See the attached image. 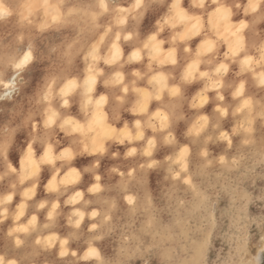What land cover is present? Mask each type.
Instances as JSON below:
<instances>
[{
  "label": "clouds",
  "instance_id": "clouds-1",
  "mask_svg": "<svg viewBox=\"0 0 264 264\" xmlns=\"http://www.w3.org/2000/svg\"><path fill=\"white\" fill-rule=\"evenodd\" d=\"M0 8L8 13L0 15V21L19 12L21 21L36 29L35 47L29 44L14 58L0 57V86L9 81L17 86L12 97L0 99V182L6 176L15 179L10 184L12 191L0 197V225L9 218L16 225L4 234L13 245L0 247V264H153L154 257L159 258V264H209L205 249L215 193L200 184L189 159L196 157L197 164L202 162L207 169L218 165L232 171L246 166L249 175H256L257 167L264 165V0H16L15 7L12 0H0ZM37 10L40 16L35 15ZM221 13L228 16L224 24L217 23ZM106 15L111 18L105 20ZM150 15L155 17L154 22L145 33L143 26ZM75 16L87 17L92 25L87 37H72L68 43L69 51L75 47V55L86 65L84 69L64 60V50L45 35L46 30ZM225 31L239 37L238 51L233 52L228 45L221 51ZM185 33L187 38L180 39ZM151 35L161 40L162 46L168 44L175 49L176 64L150 58L143 42ZM196 36L214 40L216 47L197 55L191 45ZM121 42H133V51L146 61L142 68L129 69L136 61L125 56ZM114 46L119 49L116 61L112 60ZM90 49L96 50V61L88 56ZM29 52L28 63L17 68ZM166 56L167 50L162 58ZM181 64L184 69L193 66L192 78L183 79ZM117 72L119 85L113 84ZM160 72L167 77V89L152 83L153 74ZM90 75L96 79L92 91L86 84ZM70 81L75 85L65 92ZM98 85L105 90L100 110L105 123L115 130L110 136L94 126L87 127L95 111ZM241 85L243 91L237 95ZM174 86L180 87V95L170 94ZM113 87H120L119 93L115 92L116 103L109 91ZM248 87L258 93L247 91ZM186 88L195 89L191 97ZM137 89L149 95L143 111L137 107V101L143 100ZM157 100L159 111L167 116L165 125L150 110ZM209 105L212 108L207 112ZM52 113L55 121L49 123ZM66 120L84 124L86 133L72 132ZM229 120L232 127L226 128ZM257 126L262 133L259 137ZM122 129L129 135L122 134ZM20 134L25 137L23 147L17 143ZM237 143L247 146L251 155H235ZM212 145H224V149L214 155ZM49 146L62 151L51 163L41 161L35 174L23 173L10 159L14 147L22 160L28 153L36 157L38 147ZM161 149L164 155L157 158ZM64 152L71 153L72 158L67 159ZM181 153H185L182 161L178 159ZM86 157L91 158L89 164L82 168L75 165ZM106 158L118 163L102 173ZM45 169L54 177L57 190L45 188L51 199L37 200ZM74 176L78 177L76 183L72 182ZM85 176L91 183L81 188ZM112 177L120 183L114 184ZM259 177L264 179V174ZM185 189L187 194H183ZM9 195L11 199H7ZM16 195L20 202L10 213ZM256 199L264 201V193ZM62 204L73 209L67 225L75 230L65 237L55 231ZM45 209L53 211L50 218L46 212L42 225L53 233L47 236L39 234L38 216L32 214ZM26 214L29 218L22 222ZM86 220L85 232L82 226ZM171 234L185 242L187 251L181 248V252H170L165 247ZM29 235L34 237L32 244L24 239ZM81 239L85 251L69 248L71 242ZM260 240L264 241V236ZM56 247L58 258L49 259L45 253ZM89 249L94 254L89 255ZM189 252L191 258H181L182 253ZM260 252L264 247L257 258L247 262L241 259L240 264H262Z\"/></svg>",
  "mask_w": 264,
  "mask_h": 264
},
{
  "label": "rangeland",
  "instance_id": "rangeland-1",
  "mask_svg": "<svg viewBox=\"0 0 264 264\" xmlns=\"http://www.w3.org/2000/svg\"><path fill=\"white\" fill-rule=\"evenodd\" d=\"M15 3H16V0H12L13 7H15ZM35 15L40 16L41 15L40 10H37ZM108 18L110 19L111 17L108 15L104 17L105 20H108ZM147 22L148 21H146V23ZM91 31H92V25L87 17L75 16L70 21L62 22L61 24L55 25L53 26V28L46 30L45 35L48 36L52 41H54L57 44L58 48H62L64 50V52L62 53V58L64 60H72L79 67L83 65L85 68L86 65L84 64L82 59L75 55V47L71 51L68 50V43L71 42L72 37H78V38L87 37L88 33ZM198 37L199 36L194 37V39L192 38L191 41L195 43V40L197 41ZM62 38H63V41H61ZM29 44L33 45V47H35L36 45V29L33 26L28 25L25 22H22L20 19L19 12L14 14L12 17H10L6 21H0V57L14 58L22 49H24ZM225 50L227 49L225 48ZM136 64H138V62H134L132 65L128 66L129 69L133 68V65H136ZM127 73L129 72L126 70V74ZM253 90H257V89H253ZM109 91L112 93V98H113L116 92V88L114 87L110 88ZM28 94H30V92ZM210 107L212 108V105H209L205 111L210 112L211 111ZM229 122L232 127V121L229 120ZM256 136L258 137L257 134ZM23 140H24V135L23 134L18 135L17 143L22 145L21 142ZM242 145L243 144L237 143V146L235 148L236 151H234V154L240 156L242 154L248 153L247 156L251 155V151L248 149V147L244 145L242 146ZM210 147H211L210 150L212 151L214 155L216 154L218 155L220 152L223 151L222 149H224V145H212ZM239 147L242 150L238 151ZM122 150L123 149H121V151ZM14 153H15V156H14ZM16 153L18 152L16 151L14 147L13 151L10 152V159L12 160V162L15 161V164H17L19 160V153L18 154ZM163 155H164V151L162 149L157 151V158H160ZM191 158L193 159V161L191 160ZM191 158L189 159V164H191L193 168L196 166V168H194L195 174L198 176L200 184L209 188L212 192L215 193L214 198L211 203V215H212V222H213L211 225H212V228L214 226V230H212L213 233L211 235H208V247L205 249V256L209 260V264H224V261H233L234 264H240L241 259L247 262L249 260H253L254 258H257L259 249L264 247V241L260 240V237L264 236V223H261V220H264V201L256 199V197L264 193V179H260L259 177V175L264 174V165H262L260 169L256 171V175H249L247 171H245L246 166L242 167L243 170L241 171H238L239 169H235L236 171L232 170L233 172L235 171L236 173L241 172V173H238V175L240 176L234 175L235 176L234 177L233 174L235 172L233 173L232 171L230 172L227 169H224V171L227 172L228 174L224 173L223 168H220L218 165L214 166L211 169H207V168H204L202 164L196 165V162H197L196 157H191ZM88 159L89 161L87 162ZM90 159L91 158H87V157L85 159L80 158L79 160L80 161L82 160V162L79 161L78 167H80V165L82 166L83 163L84 164L86 163L85 165L89 164ZM110 164H111L110 159L106 158L104 161H102L101 172L102 173H104V171L106 172V170L110 167ZM198 167H202V169L200 168L198 170ZM47 172L48 171H46V175H49V172L48 173ZM223 173L225 176L229 175L230 177L227 176L228 179L225 178V176H223ZM43 174H45V172H43ZM241 174H243V176ZM153 176L154 178H158L155 176V174H153ZM237 177L239 178L242 177V178L239 179L236 183L235 179L237 180ZM230 179L232 180L234 179V182ZM112 181L114 184L120 183L119 179L116 177H112ZM231 181H232V184H231ZM14 182H15V179L12 176H6L5 180L3 182H0V192H2L1 197L8 194L10 191H12L10 189V184ZM105 182H107L106 176H105ZM89 183H91V178L89 176H85L84 182L81 184V188L82 186L86 188ZM153 186L155 187V179L153 181ZM237 187L238 189L236 190ZM40 188H41L40 189L41 192L43 193V196H46L45 191L43 189V184L42 186H40ZM232 188H234V190H232ZM175 190H177V194L179 193L178 195L181 194V190L178 187L175 188ZM237 193H240V194L238 195ZM243 193H245L244 198H243ZM183 194H187V189L184 190ZM230 194H231V198L229 201L227 197L230 196ZM236 195H238V197H236ZM38 196L40 197V195H38V192H37V197ZM37 197L36 199L38 200ZM48 197L49 196H47V199L50 198ZM14 198L16 199H14L12 204L9 206V208L11 209L10 213H14L16 206L20 202V199H18V195H16ZM62 207L59 210L60 215L57 217L58 222H56V224H58L60 221L61 223L57 225L55 231H57L56 234H58L59 236L65 237L75 230L70 228L69 226H65L67 225V223L62 217L63 214L67 216L70 214V212L72 211V210L68 211L70 206L63 207L64 211ZM239 208H240V211H239ZM65 210L66 212L68 211L69 213H66ZM45 211H47V209L39 212L38 214L41 227L43 223L46 222ZM24 219L25 217L23 218V220ZM165 219L167 220V217H165ZM214 221H216V226H215ZM10 222L14 224L13 220L9 218V220L4 221L5 224L3 223V226L0 227V230H1L0 237L4 238V241L0 247H6V248L10 247L11 248L13 245L11 244L13 243V241L9 242L11 238L6 239L7 236L3 235L7 233V227L9 225V224L7 225V223H10ZM235 223H236V226L233 227ZM61 224L63 225L61 226L62 228L58 227ZM87 224H88V221L86 220L84 225L82 226V230L85 232L87 231ZM13 227H15V224L13 225ZM39 230L41 232L49 231V230H43V228ZM31 236L32 235L24 237L27 244H30V243L32 244L34 242L33 240L34 238L33 237L31 238ZM5 239H6V242H5ZM29 239H31V242L29 241ZM167 241L168 243L166 247H168V250L170 252H175V251L181 252L182 251L181 248H184L185 251H187V249L185 248V242L181 240V238L178 235L171 234L170 238H168ZM74 246L76 247L81 246V248H83V250H81V253L86 250L84 239L71 242V245H69V248L71 250H76V247ZM52 250L53 251H51V253L50 252L45 253V255L49 259H52V258L57 259L58 251H59L58 247L53 248ZM191 254H192L191 252L187 253L186 255L182 253L181 258H191L190 257ZM259 256L261 258L262 264H264V252H260ZM138 263L141 264L140 261H137V264ZM153 264H159L158 257L153 258Z\"/></svg>",
  "mask_w": 264,
  "mask_h": 264
},
{
  "label": "snow or ice",
  "instance_id": "snow-or-ice-1",
  "mask_svg": "<svg viewBox=\"0 0 264 264\" xmlns=\"http://www.w3.org/2000/svg\"><path fill=\"white\" fill-rule=\"evenodd\" d=\"M7 10L4 8H0V15H6ZM178 15L181 16V18H183L182 13H178ZM221 18L226 21L228 19L227 13H221ZM193 29H196V26L193 25ZM230 35L232 37L236 38L237 41V46L233 47L231 43L228 44V47L233 51L236 52L239 50L240 47V40L239 37L237 36V34L235 32H230ZM188 36V33H185L183 35H181L180 39H186ZM200 38V43L198 45H193V49L196 50L197 55L200 54V52L202 51H206V52H210L212 51L215 47H216V42L214 40L211 39H207L205 40L203 38V36H199ZM144 44V48L148 49V54L150 56L151 59L153 60H157L160 63H164L166 60H170L171 63L174 65L176 64V58H175V49H173L170 45L165 44L162 46V42L161 40H158L157 37L155 35H151L148 36L147 39L143 42ZM199 46V47H197ZM132 49H133V45H132ZM165 50H167V56L163 57V54L165 52ZM180 51L181 53L184 51V45L180 46ZM88 56L91 57V59L93 61H96L98 58V54L96 52V50L94 49H90L88 52ZM129 59L132 61H136V62H141V56L138 52H134L133 50H130V54L128 55ZM31 59V53L29 52L28 54L23 56V59L20 61V63L16 64L17 68H20L23 64L28 63V61ZM112 60L116 61L119 60V49L115 48L114 46V51H113V55H112ZM143 63H146V61H142ZM197 63L196 61H194V64ZM133 68H140V65L136 64L133 65ZM181 69H184V65L181 64L180 65ZM90 71H92V69L90 68ZM116 78L113 80V84L115 85H119V77H120V73H116ZM194 76V71H193V66L192 65H188V67L186 69H184V74H183V79L184 80H188L190 78H192ZM152 83L154 85V87H158L161 90L163 89H167L169 87L168 84V80L167 77L162 73H154L152 76ZM261 83H264V81H261ZM86 84L88 85V90L92 91V89L96 86V79L94 75H90L88 80L86 81ZM75 82L74 81H70L66 87H65V92H69L71 91L72 87H74ZM122 87V86H120ZM120 87H117L116 89V93H119L120 91ZM123 91L127 92L128 89L124 88ZM243 91V85H241V88L239 91H237V95H240V92ZM138 93H142L143 94V100L141 101H137V107L143 111L148 100H149V95L144 92V89H137ZM185 92L187 93V95L189 97L192 96V94L195 92L194 88H186ZM181 93V89L179 86H174L170 89V94L173 96H178ZM96 95L98 96V99L95 100V111L93 113V118L88 122L87 127L91 128V127H96V128H103L104 129V135L106 136H110L113 134V132L115 131L114 129H112L108 124L105 123L104 117H103V113L101 112V105L103 104L105 97L101 92H97ZM113 103H116V94L113 97ZM245 103H247V101H245ZM160 108V104L159 101H155L151 103V111L153 112V114L160 120L161 125H165L167 123V116L165 114H162L159 111ZM55 121V113H52L51 115L48 116V122L52 123ZM65 125H67L69 128H71L72 132L74 133H79L81 135H84L86 133V127L84 124H81L79 122H73L70 120H66ZM194 130H196L194 128ZM122 134L124 135H129V132L127 129H122ZM250 131V129H249ZM62 151L61 149H53L52 146H49L47 149H44L43 147H38L37 148V152H36V157H34L31 153H28L24 156V158L22 160L18 161V164H16L17 168L22 169L23 173H31V174H35L36 171H38L39 169V163L41 161H46L51 163L54 160V157L56 155L57 152ZM64 155L67 159H71V153L69 152H64ZM185 153H181L180 157L178 158L179 160H183ZM37 157L39 159H37ZM12 171H15V169H11ZM48 171L47 169L44 170V172ZM63 175V174H62ZM46 179V183L43 184V189L45 190V188H47L49 191L51 192H55L57 190V185L54 182V177L53 176H47L45 177ZM78 179L77 176L72 177V182L76 183V180ZM79 187H81V185H79ZM73 191L75 192L76 189H73ZM79 194V193H77ZM7 199H11V196H7ZM43 200V199H41ZM63 203V202H61ZM55 209V205H53V210ZM47 212V217L50 218L53 215V211H46ZM33 219H35V217H33ZM25 230H27L25 228ZM89 255L94 254V250L89 249ZM61 255H63V253H61Z\"/></svg>",
  "mask_w": 264,
  "mask_h": 264
},
{
  "label": "bare ground",
  "instance_id": "bare-ground-1",
  "mask_svg": "<svg viewBox=\"0 0 264 264\" xmlns=\"http://www.w3.org/2000/svg\"><path fill=\"white\" fill-rule=\"evenodd\" d=\"M154 18L155 17H153V16H149L148 17V19L146 20V21H148L147 23H146V21H145V23H146V25H144L143 26V31L146 33L147 31H149L150 29H151V23L152 22H154ZM109 19V18H108ZM82 20V19H81ZM217 23L218 24H224L225 23V21L221 18V16H218L217 17ZM91 28V27H90ZM261 28H264V24H262L261 25ZM90 33V32H89ZM88 33V34H89ZM193 39H194V37H193ZM223 40H224V42H225V46L223 47V49L221 48V51H225V48L227 49V45L229 44V43H231L232 44V46L233 47H236L237 46V41H236V38L235 37H232L231 35H230V33H228L227 31H225V33L223 34ZM200 43V38L198 37L197 38V41L195 40V43L193 42V41H191V45L193 46V45H198ZM132 44H133V42H121V45H120V47L123 49V52L125 53V56H127V55H129L130 54V50H133L132 49ZM27 47L28 46H26L23 50L24 51H26L27 50ZM66 50V49H65ZM69 50V49H68ZM21 52V51H20ZM20 52L17 54V55H19L20 54ZM72 54V53H71ZM16 55V56H17ZM72 59V58H71ZM138 65H140V68H142L143 67V62L141 61V62H138ZM101 66H103V65H101ZM79 68H81V69H84V66L82 65V66H80ZM125 75H126V77L129 75V73H127L126 74V71H125ZM16 88H17V86H16V84H15V82L14 81H9V82H6L3 86H0V99H4V98H10V97H12L13 95H14V93H15V91H16ZM113 90V89H112ZM247 91H249V92H255V93H258V90H253V88H251V87H248L247 89H246ZM105 90H104V88L102 87V86H100V85H98L97 87H96V93L97 92H101V93H103ZM96 95V94H95ZM257 98H258V96H257ZM96 99H98V96L96 95ZM211 108V107H210ZM209 108V109H210ZM225 127L226 128H231V124H230V122L228 121V122H226V124H225ZM102 134H104V129L103 128H97ZM256 134L258 135V137L262 134L261 133V131H260V129L258 128V126H257V129H256ZM25 138V137H24ZM24 141V140H23ZM23 141L21 142V147H23ZM237 146V145H236ZM243 146V145H242ZM217 149V148H216ZM223 150V149H222ZM240 150H242L240 147H239V150L238 151H240ZM123 151V150H122ZM236 151V150H235ZM238 151H237V153H238ZM243 153V152H242ZM16 154H18V153H16ZM247 154L248 153H246V154H242V155H246L247 156ZM236 155V154H235ZM240 155V154H239ZM14 156H15V153H14ZM14 158V157H13ZM15 159V158H14ZM14 159H13V161H14ZM85 159V158H84ZM91 160V159H90ZM191 160L193 161V159L191 158ZM79 159L77 160V161H75V165L78 167V165H79ZM89 161V159L87 160V162ZM80 162H82V160L80 161ZM194 162H196V161H194ZM193 162V163H194ZM14 164H15V161L13 162ZM90 163V162H89ZM116 163H118V161H113V160H111V164H110V166H112L113 164H116ZM192 163V164H193ZM18 164V163H17ZM82 164V163H81ZM86 164V163H85ZM84 163L82 164V166L80 165V167H83V165H85ZM200 164H202V163H200ZM196 165H197V162H196ZM199 165V164H198ZM203 165V164H202ZM201 165V166H202ZM190 166H191V164H190ZM193 167V166H192ZM253 167H254V165H253ZM260 167L261 166H259V167H257V169H256V171H258V169H260ZM194 168H196V166L194 167ZM202 169V167H198V170L199 169ZM224 169L225 168H223V171H224ZM246 169V168H245ZM241 170H243V168H241V169H239L238 171H241ZM229 171V170H228ZM236 171V170H235ZM234 171V172H235ZM246 171V170H245ZM105 172V171H104ZM231 172V171H230ZM233 172V171H232ZM233 172V173H234ZM244 172V171H243ZM242 172V173H243ZM48 173V172H47ZM224 173H227V172H225L224 171ZM224 173H223V176H225L224 175ZM236 173V172H235ZM233 174V176L235 175H237V176H240V175H238V173H241V172H238V173H236V174ZM43 174V173H42ZM228 174V173H227ZM244 174V173H243ZM243 174H241L242 176H243ZM247 175V174H246ZM245 175V176H246ZM47 176H49V175H46V172H45V174H43V176H42V182H41V186H42V184H44L45 182H46V179H45V177H47ZM227 176H229V175H227ZM227 176H225V178H227L228 179V177ZM234 176V177H235ZM230 177V176H229ZM232 177V176H231ZM106 178H107V176H106ZM242 178V177H241ZM241 178H239V177H237V180L235 179V181H236V183H237V181L239 180V179H241ZM244 178H246V177H244ZM230 180H232V179H230ZM233 182H234V179L232 180ZM232 181H231V184H232ZM230 182V181H229ZM230 184V183H229ZM233 185H234V183H233ZM242 185V184H241ZM82 188H84V186H82ZM11 189V188H10ZM41 189V188H40ZM38 190V195H40V197L38 196L37 198H38V200H41V199H47V196H43V193L41 192V190ZM238 189V187L236 188V190ZM232 190H234V188H232ZM176 192H177V190H175ZM240 191V190H239ZM244 191V190H243ZM242 192V191H241ZM1 193L2 192H0V197H1ZM249 193V192H248ZM179 194V193H178ZM238 195L240 194V193H237ZM244 194L245 193H243V198H244ZM7 195V194H6ZM238 195H236V197H238ZM235 197V198H236ZM49 198V197H48ZM228 199H229V201H230V198H231V194H230V196H228L227 197ZM234 198V199H235ZM14 199H16V198H14ZM18 199H20V197H19V195H18ZM49 199H51V197L49 198ZM228 201V202H229ZM16 202H17V200H16ZM15 202V203H16ZM238 204V203H237ZM241 204H242V202H241ZM14 205V204H13ZM63 206V205H62ZM11 207H13V206H11ZM63 207H65V205L63 206ZM62 207V208H63ZM241 208V207H240ZM240 208H239V211H240ZM11 210V209H10ZM69 210H73L71 207H69V209H68V211ZM63 211H64V208H63ZM66 212V210H65V212L66 213H69V212ZM45 213H46V211H45ZM63 213V212H62ZM32 214H36L37 216H38V214L39 213H32ZM62 217H63V219L66 221V223H67V215H65V214H63L62 215ZM29 218V215H27L26 214V216H25V219L23 220V218H22V222H26L27 221V219ZM61 218V217H60ZM59 218V219H60ZM42 219V218H41ZM62 219V220H63ZM9 220V219H8ZM43 220H45V219H43ZM6 221V220H5ZM56 222H58V221H56ZM215 222V226H216V221H214ZM243 222V221H242ZM38 223H39V225H40V219H39V216H38ZM42 223V222H41ZM61 223V221L57 224V225H59ZM213 223V222H212ZM5 224V223H4ZM9 224V225H8ZM64 224V223H63ZM7 225H8V227H7V231L10 229V228H12L13 227V225L14 224H12V222H10V223H7ZM3 226V224L0 226V227H2ZM16 226V225H15ZM61 226H63L62 224L60 225V226H58V227H61ZM65 226H68V225H65ZM236 226V223L233 225V227H235ZM4 228V227H3ZM42 227H40L39 229H41ZM62 228V227H61ZM65 228V227H64ZM237 228H238V226H237ZM236 229V228H235ZM6 230V229H5ZM43 230H45V229H43ZM65 230V229H64ZM212 230H214V226H213V228H212V225H211V227H210V231L208 230V235H211L212 233H213V231ZM1 231V230H0ZM39 231V234H41V235H44V236H47V235H51V234H53L51 231L49 232H41L40 230H38ZM2 232H4V231H2ZM6 232V231H5ZM57 232V231H56ZM4 235V234H3ZM63 235H65V234H63ZM1 236V235H0ZM33 237V235L31 236V238ZM61 237H63V236H61ZM8 237H6V239H7ZM34 238V237H33ZM6 239H5V242H6ZM34 240V239H33ZM3 241H4V238H2V237H0V246L2 245V243H3ZM9 241V240H8ZM12 240H10L9 242H11ZM29 241L31 242V239H29ZM167 243H168V241H166V244H165V247L167 246ZM245 243V242H244ZM243 243V244H244ZM5 244V243H4ZM9 244V243H8ZM11 244H13V243H11ZM10 244V245H11ZM31 244V243H30ZM75 244V243H74ZM70 245H71V243H70ZM4 246H6V245H4ZM77 246V245H76ZM76 246H74V247H76ZM240 246V245H239ZM8 248V247H7ZM10 248V247H9ZM241 249V248H240ZM76 250H78V251H80L81 252V250H83V248H81V246H78V247H76ZM53 251V250H52ZM241 251V250H240ZM57 252V251H56ZM55 252V253H56ZM51 253V252H50ZM56 255V254H55ZM53 259V258H52ZM159 259V258H158ZM139 264V263H138Z\"/></svg>",
  "mask_w": 264,
  "mask_h": 264
}]
</instances>
